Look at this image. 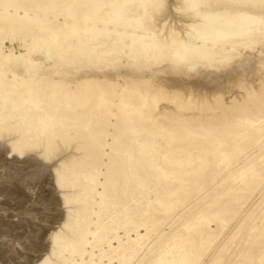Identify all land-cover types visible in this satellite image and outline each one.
<instances>
[{"label":"bare ground","instance_id":"1","mask_svg":"<svg viewBox=\"0 0 264 264\" xmlns=\"http://www.w3.org/2000/svg\"><path fill=\"white\" fill-rule=\"evenodd\" d=\"M61 25L65 27L66 31L72 32L69 34L58 32L63 27ZM14 35L24 37L21 38V41L19 40L20 50L18 51L13 45L16 38ZM44 36L51 37L48 44L45 43V40L41 43ZM63 36L74 37L72 47L69 46L71 49L61 47L57 52H53L60 42V37ZM29 37L31 41H28ZM127 38L129 39L127 40ZM6 40H10L11 47L5 45ZM259 42H263V45L261 43L259 46ZM37 44L48 47L43 50L41 48V51L37 49V46L39 47ZM71 50L75 51L76 68L82 69L84 61H87L90 56V61L95 63L93 66L96 75H84L76 81L66 82L51 75V73L58 74V68L63 67V64L57 65L55 62V68L51 69L52 67L41 64L42 61L35 55L37 51H41L47 58H51L54 54L66 58ZM116 57H121V59L116 61L114 59ZM58 58L60 59V57ZM238 61H247V63L255 61L257 67L264 70V0H0V139L5 134V132L2 134V131L9 132V134L6 132L8 154L11 156L15 153L20 156L28 151L31 152V150L34 152L38 150L41 156L49 158L53 155L55 157V154H58V150H60L59 142L66 143L69 140H77V143L73 145L74 149H72L73 147L69 148L71 150L68 151L69 153L57 158L58 162L53 165L52 169L57 184L63 189V192L61 189V194L65 207L64 214L57 223H53L54 226L48 227L49 244L47 248L44 247L46 250H42L38 257L23 264H117V262L123 264L126 259L133 257L135 252L138 253L142 247L141 241L151 235L153 226L149 223L155 220V216L149 212L146 217L140 216L142 210L137 208L139 203L135 208L129 207L121 212L113 213V209L111 211L109 209L112 204L108 202V187L111 178H108L110 171L106 156H109L110 153L105 150V147L107 144H111L108 140L109 136H114L113 139L118 136L115 137L114 132L109 129V126L114 124L113 121L106 122L104 119H98L91 122L83 118L82 112L91 107L88 104L89 101H97L102 96L105 98L108 91L114 92L118 96L121 95L117 89H114L116 92L110 89L112 84L114 86L119 84L120 89V86H123L120 85L123 84L120 82L121 78L126 82L135 83L136 88L137 86L142 88L149 85L151 87L157 83L161 84L167 95L174 94V91L175 93L181 91L177 85H172L171 82L170 85L166 84L170 81L167 78L168 75H174L181 79L186 78L187 85L188 82L194 83L196 80L206 81L210 84L220 81V79L222 81V78L234 76L240 78L241 74L236 71V74L233 75L231 73V75H225L222 73L223 71L219 73L207 71L212 67H221L222 63H238ZM121 66L127 68L126 72L120 70ZM181 70L188 73L193 70L195 75H197L196 72H199L197 76L200 77L193 80L187 73L182 75ZM166 79L167 81H165ZM258 83V85H264V74L259 76ZM187 88L189 89L188 93L194 95V91L190 87ZM253 90L254 88L251 91ZM257 90L254 93H258L264 98V87L261 86V89L259 87ZM138 91L136 96L138 101L161 96L160 90L155 92ZM78 92L79 96L70 97ZM242 92L245 93V91ZM129 93L136 94L134 91H129ZM217 93L213 92L216 97H218ZM231 95L232 104L248 97L240 92ZM223 97L221 93L219 98ZM205 101L207 102V98ZM208 101L210 104L211 100L208 99ZM239 101L235 102L236 106L240 104ZM258 101L260 102V100ZM213 102L215 103V100ZM201 104H198V107ZM220 104L222 105L223 101ZM211 106L214 104L211 103ZM236 106H233L234 109ZM261 106L263 107V105ZM160 107V113L171 110L170 106ZM258 107H256L257 110ZM241 110H246V107ZM192 113L189 112L188 116L191 115L195 118L196 115ZM224 114H227V111ZM257 122L249 123L245 127H235L228 131L224 138H230L229 143L227 148L222 150L212 149L207 145H200L197 150L194 143H189L186 147L190 152L188 159L192 164L187 172L198 170L199 164H195L194 160H198L199 163H205V160H208L212 166V162L215 163L216 160H221L223 157L230 158L231 161L236 160L230 166L237 164L234 168L237 169V173L246 175V180L235 190H243L254 180L263 186L264 160L256 159L264 153V141L258 144L264 138V121ZM86 124L89 126L81 128ZM96 128L101 132L100 141L97 149H93V146L86 141L93 138L91 134ZM205 135L210 136L211 131L205 130ZM193 136L191 134V141H193ZM152 138L150 137V139ZM174 142L176 141L174 140ZM248 147L251 149L245 153L246 160L238 162L239 152L241 153ZM91 159L96 161L92 163ZM256 161L260 163L259 167H255ZM217 164L219 166L220 162L217 161ZM41 166L43 167V165ZM102 166H106L107 170H102ZM38 169L36 168L37 171ZM18 170H14V172L16 173ZM140 173L141 170L137 168L135 174L141 177ZM38 176L40 177V174ZM101 176L104 177L102 181L99 180ZM33 177L35 176L33 175ZM23 178L25 179V177ZM36 178L38 177L36 176ZM30 184L28 185L30 186ZM99 185L102 186V190L98 189ZM22 199L20 198V200ZM42 199L44 200V198ZM43 202L41 201L40 204ZM49 202L48 204H50ZM28 204L26 205L28 206ZM95 206L97 209H94ZM43 207L49 209L45 204ZM26 210L28 212V209ZM34 210L33 208V212ZM33 214L30 213V215ZM105 216L108 218L104 219ZM2 217L6 218V213ZM210 217L211 215L207 213L204 222L198 219L196 225H186V228H190L187 229L189 231L201 229L197 235L198 238H193L197 239H195L197 243L203 238L210 239L212 235H215L218 227L211 228L205 224ZM48 219L50 218L48 217ZM56 219L57 217L54 220L56 221ZM111 219H114L113 222ZM183 219H178L177 223L183 224L185 221ZM31 221L37 222L32 219ZM37 223L43 225L39 220ZM29 225L31 226V224ZM41 225L35 228L37 231L34 230L35 239L39 237L42 240L47 231V229L39 231L40 228L43 229ZM193 234H196V231ZM248 237L252 236L247 235L246 238ZM15 252L11 253L16 254ZM153 252L141 264H182L170 262L173 260L172 258L168 259L167 263L162 262L161 258L158 260V257L154 260L155 252Z\"/></svg>","mask_w":264,"mask_h":264},{"label":"rangeland","instance_id":"2","mask_svg":"<svg viewBox=\"0 0 264 264\" xmlns=\"http://www.w3.org/2000/svg\"><path fill=\"white\" fill-rule=\"evenodd\" d=\"M58 32H67L69 34L72 31H66L63 26ZM14 38L13 45L16 51H18L20 50L19 43L21 38L24 37L14 35ZM49 39H51V37L44 36L41 43L45 40V43L47 42L46 44H48ZM128 39L129 38H127V40ZM29 40L31 41L30 37L28 38V41ZM73 41V36L60 37V42L53 52H57L61 47L71 49ZM261 43L263 45V42ZM261 43L259 42V46ZM5 45L11 47L10 40H6ZM37 45H39V47L37 46L39 50L48 47L43 44ZM98 49H100V47H98ZM41 51L35 53L37 58L42 61L41 64H45L50 68L52 67L51 69L55 68V62L57 65L63 64L65 67L67 66V68L64 66L58 68V74L51 73L55 78H60L67 82L76 81L84 75H96L93 66L95 63L90 61V56H88L87 61H84L85 64L82 69H79V67L76 68L75 66L77 62L74 59V50H71L68 55L66 54V58L57 56L56 54L51 58H47ZM58 57H60V59ZM114 59L119 61L121 57H116ZM220 66L221 67L218 68L212 67L207 71H214L215 73L223 71L222 73H225V75H233L239 72L241 74L240 78L239 76L238 78L235 76L232 78L227 77L222 78V81L220 79V81L218 80L208 84L206 81L196 80L200 77L197 76L199 72H196L197 75H195L193 70L190 73L181 70L180 72L182 75L187 73L191 75L190 78L196 80V82H188L187 85L186 78L181 79L174 75H168L167 78H169L170 81L166 84L170 85L171 82L172 85H177L178 88L181 89V91L177 93L174 91V94L171 92V95H167L164 91L165 88L161 84L158 85L157 83L151 87L149 85L142 88H138L137 86L136 88L134 86L135 83L126 82L121 78L120 82H123V84L120 85L123 86H120V89L119 84L115 86L112 84L113 86H110L111 91L117 89V91L121 92V95L118 96L115 95L114 92L111 93L108 91L105 98L102 96L97 101H89L88 104L91 105V107L82 112V116L84 115L83 118L91 122L98 119H104L106 122L110 120L113 121L114 124L109 126V129L114 132L115 137L118 136L115 139H113L114 136H109L108 140L111 144H107L105 147V150L110 153L109 156H106V162L108 163L110 171L108 178H111L108 187V202L112 203L110 204V211L113 209V213L121 212L129 207L135 208L136 204L139 203L140 205L137 208L142 210L140 216L143 215V217H146L148 212L151 213L152 216H155V222L152 221L149 223L153 226V230L150 233L151 235L141 241L140 245L142 247L140 246L141 248L138 250V253L135 252V255L128 260L126 259L123 264H141L154 250V260L158 257L157 259L159 260V258H161L164 263H167V261L172 258L173 260L170 262H179L182 264H264V213H261L262 211L264 212V185L262 186L261 183L257 184L256 180H254L243 190H235L246 180V175L240 172L237 173V169H234L237 164H235V166H230V164L236 161H231L230 158L223 157L221 160H216L215 163L212 162V166L211 162L208 160H205V163H199L198 160H194L193 162H195V164H199L198 170L187 172V169L192 164L191 160L188 159L190 152L188 151L187 145L189 143H194L197 150L200 145H207L212 149L222 150L227 148L229 143L230 138H224V135L227 134L228 131L235 129V127L248 126L249 123L253 124L257 121V123H259L260 120L264 121V116H262V114H264V102H262L264 98L262 95L260 96V94L254 93L259 87L260 89L261 86L262 88L264 87L263 84L258 85L261 83H258L259 76L264 74V70L259 69L255 61H248V63L247 61H238V63L233 62L228 64L222 63ZM126 69L125 66L120 67V70L123 72H126ZM203 69L202 71H204ZM99 76L101 77L102 73ZM165 81H167V79ZM185 86L190 87V89L194 91V95H190L188 93L189 89ZM160 87L163 90H161ZM183 88H186L184 89L185 91ZM253 88L254 90L251 91ZM137 90H139L138 92H155L160 90L161 96L155 97L157 101L155 98L152 99V97L144 101H138L136 100ZM129 91H134L136 94H130ZM242 91H245V93ZM213 92H218V97H216V94L214 95ZM237 92L248 96L245 99L246 101L238 100L240 104L242 102L241 105L243 107L240 104L237 106L235 105L238 101H235L237 103L234 102V104L230 101L231 94H236ZM168 93H170L169 90ZM221 93L222 97L223 95L226 97H223V100L219 98ZM75 95L77 97L80 93L78 92V94L70 95V97L72 98ZM258 97L260 99H257ZM206 98L207 102L205 101ZM208 99L212 101H210V104L208 103ZM214 100L216 105L213 102ZM258 100H260V102ZM222 101L223 104L221 105L220 103H222ZM201 102H204V104H201ZM205 102L210 106H206ZM211 103L212 105L214 104V106H211ZM253 103H255L256 106ZM190 104L191 106H189ZM198 104L201 105L198 107ZM231 104L240 110L238 111L236 107L235 110ZM163 105L170 106L172 111L160 113V106ZM219 105L220 107H218ZM261 105H263V107ZM257 106H259L258 110L256 108ZM244 107H246L247 111L241 110V108ZM253 109L256 110L254 111ZM221 110L223 111L222 114ZM226 111L227 114H224ZM189 112H193L196 117L193 118L191 115L188 116ZM88 126L87 124L82 125L81 128ZM205 130H210L211 135L206 136ZM6 132L7 131L1 132L4 135H2L3 138L0 139V215L5 216V213L7 215L6 218L2 216L0 218V223L2 224H0V264H23L24 262L38 257L42 250H46L49 244L48 227H50V225L54 226L53 223H57L64 214L65 207L62 203L63 195L61 194L63 189L57 184L52 169L53 165L58 162L57 158L59 159L60 156L69 153L68 151L77 143V140H69L66 143L59 142V153H56L55 157L53 155V157H47L48 159L39 155L38 150L35 152L31 150V152L28 151L20 156L15 153L10 156L8 154L9 147L6 144L8 139ZM7 133L9 134V132ZM100 133L101 132L96 128L91 134L93 138L86 141L93 146V149H97V145L100 141ZM191 134L194 135L193 141L190 140ZM150 137L153 138L150 139ZM174 140L176 142H174ZM262 141H264V138L258 142V144L262 143ZM208 142H210V144H208ZM72 149H74V147ZM250 149L251 148L248 147L241 151V153L239 152L238 162L246 160L245 153L249 152ZM50 158L52 159L50 160ZM256 160H264V153ZM91 161L94 163L96 160L91 159ZM217 161L220 162L221 166H218ZM39 163L40 165H38ZM33 165H38L39 167L37 166L36 168L40 169L37 171ZM41 165H43V167ZM10 166L14 170H19L15 173ZM259 166L260 163L256 161L255 167ZM208 167L210 168L208 169ZM22 168H24V170H22ZM105 168L107 167H101L102 170L106 171L107 169ZM137 168L141 170V177L135 174ZM111 170H113V173H111ZM30 172L32 173L30 174ZM34 172L35 174H33ZM39 174L40 177L38 176ZM33 175L35 177L32 178ZM36 176L38 178H36ZM23 177H25V179ZM99 180H104V177L101 176ZM28 184H30V186ZM98 189L102 190V186L99 185ZM37 196L40 200L37 199ZM22 197L24 198L22 199ZM20 198L22 200H20ZM41 198H44V200H41ZM50 199L51 201L49 202ZM41 201H44L43 203L45 206L49 207V209L51 208L50 212L49 209L43 207V203H41V206ZM48 202L50 204H48ZM26 204H28V206ZM114 205H117V208H115ZM33 208L35 209L34 212ZM26 209H28V212ZM94 209H97V207L95 206ZM1 211H3V213H1ZM45 212L47 213L44 214ZM28 213L29 216L33 218L30 217L29 219ZM30 213L34 214L30 215ZM207 213H209L211 217L205 224L211 228H218L214 233L215 235H212L210 239L203 238L197 243L196 238H198L197 235L201 232V229L190 231L187 229H190L188 227L191 226L190 224H193L192 226L196 225L198 219H201V221L205 220ZM48 217L50 219H48ZM56 217L57 219L55 221L54 219ZM107 218L108 216H105L104 219ZM31 219L37 222L39 220L43 225L37 222L33 223ZM43 219L44 221L46 219L48 223L46 221H41ZM178 219H183L185 221H183V224L179 225L177 223ZM113 220L111 219V222H113ZM29 224H31V226ZM40 225L43 229L40 228L39 231L47 229L42 240L39 239V237L36 239L34 237V230L37 231L35 228L37 226L40 227ZM186 225H188V228H186ZM184 231H187V233ZM195 231L196 234H193ZM247 235L252 237L246 238ZM194 237H196V240L193 239ZM14 251L18 254H12ZM193 257H195L194 260H192Z\"/></svg>","mask_w":264,"mask_h":264}]
</instances>
